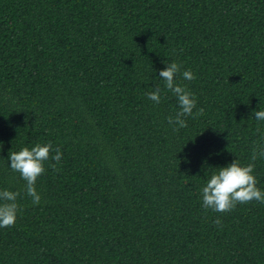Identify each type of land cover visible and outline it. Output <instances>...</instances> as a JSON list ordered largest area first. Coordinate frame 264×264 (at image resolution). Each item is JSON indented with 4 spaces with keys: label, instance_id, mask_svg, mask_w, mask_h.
<instances>
[{
    "label": "trees",
    "instance_id": "16d2710c",
    "mask_svg": "<svg viewBox=\"0 0 264 264\" xmlns=\"http://www.w3.org/2000/svg\"><path fill=\"white\" fill-rule=\"evenodd\" d=\"M165 61L204 109L178 131ZM254 110L264 0H0V190L19 193L0 264H264V203L219 213L201 197L264 143ZM48 142L34 205L9 152ZM253 175L264 192V158Z\"/></svg>",
    "mask_w": 264,
    "mask_h": 264
},
{
    "label": "clouds",
    "instance_id": "9594fccd",
    "mask_svg": "<svg viewBox=\"0 0 264 264\" xmlns=\"http://www.w3.org/2000/svg\"><path fill=\"white\" fill-rule=\"evenodd\" d=\"M166 67L159 71V77L164 81L167 90H170L177 98L179 111L175 116L167 117L169 125H178L173 127V131L179 128H186V117L191 116L195 119L203 115L204 109L200 108L195 113L197 107L196 99L186 86L176 83L175 77L181 72V66L176 62H166ZM184 80H194L196 77L191 69L182 72ZM151 101L156 104L161 100V89L158 86L149 87L145 93ZM254 117L258 121H264V110H254ZM53 150L51 142L35 144L34 147H22L19 151H10V168L19 172L22 179L26 182V194L32 198L34 205L40 203V195L35 187L38 177L44 173V162L50 159V151ZM55 155L51 159L56 163L49 165L56 170V164L62 158L60 148H55ZM258 158H264V143H258L253 147L250 160L252 162L241 165L238 159L233 160L225 167L218 168L208 179L206 185L201 189L203 206L214 212L226 213L232 211L238 203H249L253 200L264 203V192L257 187V178L253 175L255 161ZM19 193L7 189L0 190V228L12 227L15 225L18 205L16 203ZM215 224H221L219 219Z\"/></svg>",
    "mask_w": 264,
    "mask_h": 264
}]
</instances>
